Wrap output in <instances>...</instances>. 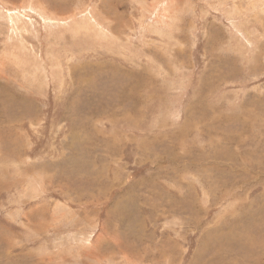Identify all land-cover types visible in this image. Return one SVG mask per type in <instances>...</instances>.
Returning <instances> with one entry per match:
<instances>
[{"label": "rangeland", "instance_id": "1", "mask_svg": "<svg viewBox=\"0 0 264 264\" xmlns=\"http://www.w3.org/2000/svg\"><path fill=\"white\" fill-rule=\"evenodd\" d=\"M0 264H264V0H0Z\"/></svg>", "mask_w": 264, "mask_h": 264}]
</instances>
